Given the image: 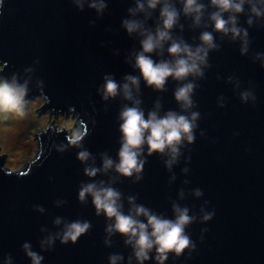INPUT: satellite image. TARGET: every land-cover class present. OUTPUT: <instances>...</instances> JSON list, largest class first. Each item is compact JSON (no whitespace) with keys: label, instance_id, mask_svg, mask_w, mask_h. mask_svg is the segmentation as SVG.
Returning <instances> with one entry per match:
<instances>
[{"label":"water","instance_id":"obj_1","mask_svg":"<svg viewBox=\"0 0 264 264\" xmlns=\"http://www.w3.org/2000/svg\"><path fill=\"white\" fill-rule=\"evenodd\" d=\"M90 2L79 9L74 0H0V76L15 74L19 82L27 81L25 99L44 98L37 113L49 109V118L63 114L84 133L79 146L73 145L71 127L47 120L34 134L36 154L22 170L5 167L0 153V264L6 257L11 264H31L22 249L25 242L43 256L42 264H109L114 254L123 257L118 264H129L132 248L125 238L107 234L111 221L96 215L90 197L78 200L82 185L101 181L121 193L125 213L131 196L137 205L168 219L173 205L195 217L185 229L195 247L179 257L169 253L165 264H264V66L256 58L264 54V18H254L249 27L247 5L239 15L249 41L248 52L241 55L239 39L213 31L207 19L213 8H207L199 27L181 16L183 29L174 28V37L196 46L200 33L209 31L217 45L208 53L203 77H189L196 85L194 107L182 114L199 113L194 141L183 143L171 169L165 167L167 155H147L145 149L138 181L111 169L90 178L84 168H100L102 154L117 159L118 116L125 105L131 106L120 95L102 99L104 77L123 83L126 75H139L132 65L140 39L121 27L135 0H104L99 14L88 7ZM201 2L208 5V0ZM157 15L158 9L146 27H155ZM179 86L169 78L163 91H154L141 80L138 98L145 117L157 102L160 115L181 112L173 97ZM244 91L255 99L242 101ZM82 150L90 153L86 162L77 159ZM207 213L211 219L204 221ZM74 221L90 224L75 244H61L57 238L50 248L41 246ZM131 264H136L134 258ZM145 264L157 262L150 258Z\"/></svg>","mask_w":264,"mask_h":264},{"label":"clouds","instance_id":"obj_2","mask_svg":"<svg viewBox=\"0 0 264 264\" xmlns=\"http://www.w3.org/2000/svg\"><path fill=\"white\" fill-rule=\"evenodd\" d=\"M79 9H82L85 0H74ZM179 4V8L177 7ZM248 8V17L245 23L250 27L255 19L264 18V0H208L205 5L201 0H135V6L128 9L129 17L121 21V27L132 36L139 39V51L135 53L132 67L139 75H126L123 83H118L111 76L104 77L102 86V99L108 100L120 95L131 106L125 105L118 116L120 133L117 159L114 161L106 154H102L100 168L89 166L84 168V174L95 177L98 172L114 170L120 177L134 178L138 181L145 164L142 157L152 153L167 155L165 167H171L180 156V148L184 142L191 144L194 141V129L199 113L191 111L194 107L192 99L196 87L189 77L200 78L204 75V68L208 67L207 57L211 50L217 48L212 32L203 31L198 39L199 44L193 46L173 36V29H183L180 18L190 19L193 27H199L204 19L208 7L214 11L208 14L214 32L229 35L235 41L241 43L240 53L248 52V31L239 26L238 17ZM88 7L95 9L99 14L106 4L104 0H91ZM158 9L155 27H146L145 21L150 19L152 13ZM138 14H143L144 19H136ZM167 45V47H165ZM165 58H159L164 57ZM153 54L157 59H153ZM257 59L262 60L264 66V54L257 53ZM169 78L180 84L173 93L174 100L179 104L181 112L168 111L160 115L161 105L157 102L152 111L147 113L140 108L141 100L138 98L141 80L146 87L154 91H163ZM187 81V82H185ZM27 81L19 82L16 75L10 78L0 76V111L14 113L18 117H24L28 101ZM242 101L255 99L250 91L240 94ZM84 133L76 130L70 139V143L79 146ZM77 159L86 162L90 159V153L86 150L77 153ZM186 171V169H185ZM194 195L199 197L201 192L197 189ZM91 198L96 215H103L111 223L105 231L109 236L120 234L125 238L124 242L132 248V257L136 264H145L150 258L157 264H165L169 253L179 257L185 249H193L195 245L186 234V226L195 220L189 215L187 208L173 205V218L168 219L162 215L153 213L150 209L135 203V197H128L129 209L123 211L121 193L111 185L103 181L99 184L92 182L84 184L78 192V200L84 202ZM42 212V208H37ZM212 213L203 215L202 219H211ZM144 219L141 220L140 218ZM59 225L61 220L54 222ZM90 228L88 222L74 221L64 226L62 233L50 235L41 242V246L49 248L59 238L61 244L73 243ZM107 244L108 241L106 240ZM25 255L31 264H42L43 256L31 250V245L25 242L22 245ZM153 252L155 253L154 255ZM123 257L119 254L109 256V264H118ZM4 264H11L10 259L5 258Z\"/></svg>","mask_w":264,"mask_h":264},{"label":"rangeland","instance_id":"obj_3","mask_svg":"<svg viewBox=\"0 0 264 264\" xmlns=\"http://www.w3.org/2000/svg\"><path fill=\"white\" fill-rule=\"evenodd\" d=\"M43 102L42 96L30 100L26 105L24 117L0 111V153L5 156V167L14 170H22L26 167L27 162L38 150V139L34 137V134L46 127L47 120H51L59 127H71L70 135L76 130L81 131V125L73 126V119L63 114L52 113L49 118V109L37 113L35 109L39 108Z\"/></svg>","mask_w":264,"mask_h":264},{"label":"trees","instance_id":"obj_4","mask_svg":"<svg viewBox=\"0 0 264 264\" xmlns=\"http://www.w3.org/2000/svg\"><path fill=\"white\" fill-rule=\"evenodd\" d=\"M72 120V119H71Z\"/></svg>","mask_w":264,"mask_h":264}]
</instances>
